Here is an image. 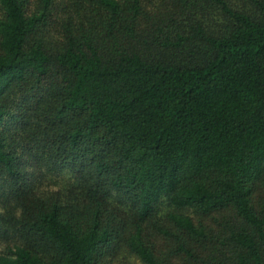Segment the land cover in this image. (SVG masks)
I'll use <instances>...</instances> for the list:
<instances>
[{
    "label": "trees",
    "instance_id": "obj_1",
    "mask_svg": "<svg viewBox=\"0 0 264 264\" xmlns=\"http://www.w3.org/2000/svg\"><path fill=\"white\" fill-rule=\"evenodd\" d=\"M0 264H264V0H0Z\"/></svg>",
    "mask_w": 264,
    "mask_h": 264
}]
</instances>
